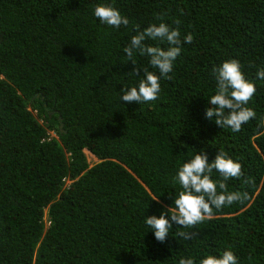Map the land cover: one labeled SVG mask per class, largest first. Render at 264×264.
<instances>
[{"label": "trees", "instance_id": "1", "mask_svg": "<svg viewBox=\"0 0 264 264\" xmlns=\"http://www.w3.org/2000/svg\"><path fill=\"white\" fill-rule=\"evenodd\" d=\"M98 4L129 24L102 23ZM161 22L193 41L161 78L158 99L124 102L121 89L138 87L143 68L158 70L139 52L134 65L123 49L138 25ZM231 59L256 86L247 105L256 116L239 132L205 115L213 69ZM261 69L264 0H0V264H199L225 250L238 264H264ZM83 149L99 160L88 166ZM220 150L242 165L228 191L249 198L190 229L173 222L157 241L146 217L175 207L179 167L199 151L211 162Z\"/></svg>", "mask_w": 264, "mask_h": 264}, {"label": "clouds", "instance_id": "2", "mask_svg": "<svg viewBox=\"0 0 264 264\" xmlns=\"http://www.w3.org/2000/svg\"><path fill=\"white\" fill-rule=\"evenodd\" d=\"M94 15L102 23L115 28L129 24L128 17L122 15L111 4H98L95 7ZM147 39L166 42L168 47L148 45L145 43ZM192 41L191 33L181 38L179 27L173 28L164 22L158 25L151 24L143 30L138 25L137 34L132 36L130 44L123 51L126 53L128 61H132L134 65H136L134 57L137 52L149 56L150 65L157 69L158 73L150 71L147 67L143 68V78L138 87H131L129 90L122 88L121 100L128 103H142L158 99L161 91V78H170L169 73L172 72L174 62L181 53L182 44H190ZM138 71L139 67L133 69L136 74ZM213 72L216 75L217 86L215 94L208 98L209 106L206 108L205 115L209 120L214 119L220 127L239 132L244 124L256 116L254 109L247 107L256 93V86L251 80L246 79L241 69V63L236 59L224 61L219 68H214ZM256 78L264 80V69L256 73ZM49 135L56 138L53 130H49ZM84 150L86 149H83V152ZM89 155H92L97 161L99 160L92 153ZM94 163H88V166ZM214 171L220 174L219 180L212 178ZM242 177L241 163L231 158L226 152L220 150L211 162L206 152H197L179 167L174 178V182H178L182 188L175 196L173 203L175 207L170 206L159 217L156 215L147 216V226L154 232L157 241L164 242L173 228V222L181 228L190 229L211 218L214 208L221 209L223 206L236 202L243 203L249 198L248 192L228 191L226 183L232 178ZM61 180L62 187H65L73 179L63 176ZM244 183L247 184L249 181L244 179ZM152 200H158V197ZM43 221L45 225L48 224L45 214ZM190 235L191 233L184 231L176 234L183 239H189ZM179 264H196V261L191 257L181 258ZM199 264H238V257L232 250H225L222 255L205 256L200 259Z\"/></svg>", "mask_w": 264, "mask_h": 264}, {"label": "rangeland", "instance_id": "3", "mask_svg": "<svg viewBox=\"0 0 264 264\" xmlns=\"http://www.w3.org/2000/svg\"><path fill=\"white\" fill-rule=\"evenodd\" d=\"M33 113H35V112L33 111ZM84 153H85L86 159H87L89 164L97 161V159H95L92 155H89L90 153L88 154V152L86 150H84Z\"/></svg>", "mask_w": 264, "mask_h": 264}, {"label": "bare ground", "instance_id": "4", "mask_svg": "<svg viewBox=\"0 0 264 264\" xmlns=\"http://www.w3.org/2000/svg\"><path fill=\"white\" fill-rule=\"evenodd\" d=\"M89 153V152H88Z\"/></svg>", "mask_w": 264, "mask_h": 264}]
</instances>
